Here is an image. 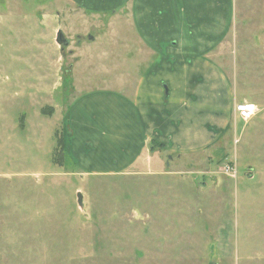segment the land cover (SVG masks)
<instances>
[{
	"label": "rangeland",
	"instance_id": "obj_1",
	"mask_svg": "<svg viewBox=\"0 0 264 264\" xmlns=\"http://www.w3.org/2000/svg\"><path fill=\"white\" fill-rule=\"evenodd\" d=\"M200 2L159 4L153 19L170 23L154 28L151 62L177 57L173 44L194 39L197 14L217 16L209 40L223 36L210 54L219 102L258 103L255 117L233 114L208 148L197 149L211 140H190L191 132L177 148L169 139L176 150L160 155L161 166L106 174L109 160L138 151L121 124L151 64L141 66L150 54L136 42L129 10L91 15L69 0H0V264H264V0ZM134 25L143 37L145 27ZM168 98L155 103L184 110Z\"/></svg>",
	"mask_w": 264,
	"mask_h": 264
},
{
	"label": "crops",
	"instance_id": "obj_2",
	"mask_svg": "<svg viewBox=\"0 0 264 264\" xmlns=\"http://www.w3.org/2000/svg\"><path fill=\"white\" fill-rule=\"evenodd\" d=\"M69 1L73 5L78 6L79 9H85V12L88 11L91 15H113L117 14V12L122 9H128L132 30L136 36V42L140 45L141 52L150 54V59L141 66L151 62L152 58L156 55L155 49L153 50L152 48V40L155 36L154 28L170 23V16L167 15L159 19H153L155 11L159 8V4H164V6H166L169 4V0ZM180 1L184 6H187V4L194 5L195 1V7H197L201 3L200 0ZM81 3H83L84 6ZM111 10L114 11L110 13ZM214 18L217 20V16H203V13L197 14L195 16V21L190 25V34L194 39L189 40L187 38H178L173 44L175 50L172 52H176L177 57L172 59L168 54V57L162 55L159 60H153L154 62H151L149 68L145 70L144 74L139 77V79L136 78L138 80L135 81L137 86L133 89L132 95H134V102L131 106L132 110L126 113L128 115V121L123 122L121 125L126 129L129 138H132L135 135V141L139 142L137 145L138 151L131 159H129V161L125 160L118 162L117 159L114 161L109 160L108 162L113 164V166L110 167L111 169L105 170V172L102 173L117 174L123 172V169L138 168L140 166L152 169L154 160H157L161 166V164H165V162L163 161V158H161L160 161V155L165 152L168 156L174 154L178 140L180 137H183L185 133L187 135L191 132L193 137H191L190 140L201 139L200 136H204V138L211 140L196 147L197 149H203L212 145V139H214V136L224 131L226 126H229L231 117L235 114L233 108L234 104L238 101V98L234 97L231 104H222L219 102L222 100L221 78H218L212 64L210 63V54L222 40L223 36L222 34H216L214 39L217 38V42L214 45H211L209 38L212 28L217 30ZM154 22L156 23L154 24ZM135 23H138L141 28L145 27V35H143V37L137 35L135 31V29H137L134 25ZM195 29L198 30V32L196 31V34H194ZM202 34H205L203 44L200 43L203 39ZM219 37L220 39H218ZM169 46L172 47L171 44H169ZM168 51L169 49H167V52ZM139 57L141 56L138 53H135V57L131 63L133 64L135 71L137 70L136 68L141 67L134 64V62L136 63L140 60ZM160 75L162 78L157 77ZM150 88L152 89L151 93L148 92ZM108 91L110 90H103V93L101 94L109 93ZM143 95L150 96V99L139 102V97ZM167 97H169L167 102L171 99L182 102L181 105H177H180L184 110L180 112L176 109L171 113L169 108L165 109L162 106L156 105L155 100H158L160 104H164V99ZM253 104H255L257 108L260 107L258 103ZM177 107L179 108V106ZM75 113L69 117V123L71 126H74L75 123L77 125L79 121V114L75 115ZM91 115L94 114L91 113ZM207 116L212 117V119L206 120L201 124L197 122L198 118ZM66 117L68 116L66 115ZM192 118H194L196 125L188 127ZM187 119H190L189 124H187ZM102 122L106 124L107 120L103 119ZM110 127H112V125ZM185 127L190 130L186 131ZM169 128L172 129V135H170ZM81 129L91 131V129H86L84 127H81ZM100 134L104 136L105 132L101 131ZM113 134H115L114 131ZM113 138L115 140L118 139L117 134H115ZM169 139L172 140L175 147L168 143ZM121 140L129 141L128 138ZM154 146L160 150L156 151V148H153ZM128 147L129 145L126 144L122 148L121 155L124 153V150L128 149ZM182 155L183 154H178L176 160L180 159ZM120 158L123 157L120 156ZM171 159L172 158H169V160ZM249 264H259V259L252 258Z\"/></svg>",
	"mask_w": 264,
	"mask_h": 264
},
{
	"label": "built area",
	"instance_id": "obj_3",
	"mask_svg": "<svg viewBox=\"0 0 264 264\" xmlns=\"http://www.w3.org/2000/svg\"><path fill=\"white\" fill-rule=\"evenodd\" d=\"M233 109L237 118L245 122L251 120L255 116V113L257 111V106L252 103L242 102V103L234 104ZM225 172L228 174V176L232 178H235L236 176V171L234 170V168L226 166Z\"/></svg>",
	"mask_w": 264,
	"mask_h": 264
},
{
	"label": "water",
	"instance_id": "obj_4",
	"mask_svg": "<svg viewBox=\"0 0 264 264\" xmlns=\"http://www.w3.org/2000/svg\"><path fill=\"white\" fill-rule=\"evenodd\" d=\"M56 43L59 46H66L67 45V41L63 38V35H62L61 32H57ZM76 202H77V205L79 207H82V205H83V203H82V195L79 192L76 193Z\"/></svg>",
	"mask_w": 264,
	"mask_h": 264
},
{
	"label": "trees",
	"instance_id": "obj_5",
	"mask_svg": "<svg viewBox=\"0 0 264 264\" xmlns=\"http://www.w3.org/2000/svg\"><path fill=\"white\" fill-rule=\"evenodd\" d=\"M65 86V85H64Z\"/></svg>",
	"mask_w": 264,
	"mask_h": 264
}]
</instances>
